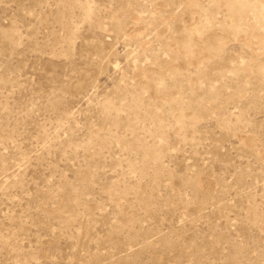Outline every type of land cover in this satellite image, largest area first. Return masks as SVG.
Wrapping results in <instances>:
<instances>
[{
	"label": "rangeland",
	"instance_id": "374dc122",
	"mask_svg": "<svg viewBox=\"0 0 264 264\" xmlns=\"http://www.w3.org/2000/svg\"><path fill=\"white\" fill-rule=\"evenodd\" d=\"M0 264H264V0H0Z\"/></svg>",
	"mask_w": 264,
	"mask_h": 264
}]
</instances>
